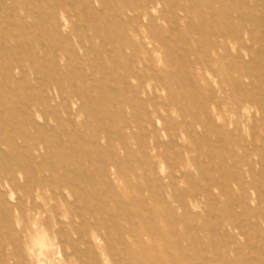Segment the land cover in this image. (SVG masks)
Here are the masks:
<instances>
[{"label":"rangeland","instance_id":"1","mask_svg":"<svg viewBox=\"0 0 264 264\" xmlns=\"http://www.w3.org/2000/svg\"><path fill=\"white\" fill-rule=\"evenodd\" d=\"M0 264H264V0H0Z\"/></svg>","mask_w":264,"mask_h":264},{"label":"bare ground","instance_id":"2","mask_svg":"<svg viewBox=\"0 0 264 264\" xmlns=\"http://www.w3.org/2000/svg\"><path fill=\"white\" fill-rule=\"evenodd\" d=\"M262 9H263V8H262ZM41 237H42V236H41ZM40 241H41V242H43V239H42V238H40Z\"/></svg>","mask_w":264,"mask_h":264}]
</instances>
